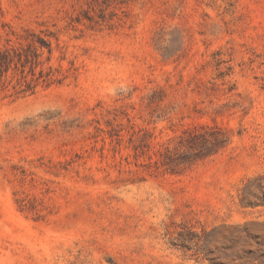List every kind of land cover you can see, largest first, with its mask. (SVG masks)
<instances>
[{"label":"rangeland","instance_id":"374dc122","mask_svg":"<svg viewBox=\"0 0 264 264\" xmlns=\"http://www.w3.org/2000/svg\"><path fill=\"white\" fill-rule=\"evenodd\" d=\"M0 50V264H264V0H0Z\"/></svg>","mask_w":264,"mask_h":264},{"label":"trees","instance_id":"16d2710c","mask_svg":"<svg viewBox=\"0 0 264 264\" xmlns=\"http://www.w3.org/2000/svg\"><path fill=\"white\" fill-rule=\"evenodd\" d=\"M10 59L11 58L9 57V55L6 52H4L3 50H0V73H3L4 71L7 70L8 66H9L8 64L10 62ZM47 76H48L47 77L48 79L52 78L51 75H47ZM52 80H54V81L56 80L57 82H60V78H58V77H54ZM228 140H229V137H225L224 135H221V136L215 135L209 140L210 149H207V150H209V151L211 150L212 152H216L218 149L223 147ZM203 149H205V148H203ZM207 154H208V151H207V153H204V154H201L200 151H197L194 153L195 156H200V157L207 155ZM262 178H264V175Z\"/></svg>","mask_w":264,"mask_h":264}]
</instances>
